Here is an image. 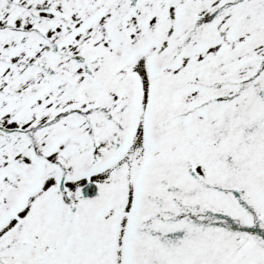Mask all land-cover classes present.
Listing matches in <instances>:
<instances>
[{"label":"snow or ice","instance_id":"6c2138e0","mask_svg":"<svg viewBox=\"0 0 264 264\" xmlns=\"http://www.w3.org/2000/svg\"><path fill=\"white\" fill-rule=\"evenodd\" d=\"M0 264H264V0H0Z\"/></svg>","mask_w":264,"mask_h":264}]
</instances>
